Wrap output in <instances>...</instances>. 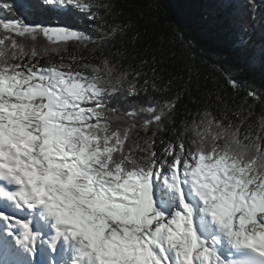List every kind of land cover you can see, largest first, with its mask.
<instances>
[{
  "label": "snow or ice",
  "instance_id": "obj_1",
  "mask_svg": "<svg viewBox=\"0 0 264 264\" xmlns=\"http://www.w3.org/2000/svg\"><path fill=\"white\" fill-rule=\"evenodd\" d=\"M42 4L91 21L112 10ZM132 28L102 31L87 62L59 52L95 44L84 32L0 19V264H264V110L248 99L264 97L210 92L178 127L171 81L153 68L161 98L126 107L149 83L148 61L125 45L138 39Z\"/></svg>",
  "mask_w": 264,
  "mask_h": 264
},
{
  "label": "trees",
  "instance_id": "obj_2",
  "mask_svg": "<svg viewBox=\"0 0 264 264\" xmlns=\"http://www.w3.org/2000/svg\"><path fill=\"white\" fill-rule=\"evenodd\" d=\"M4 2L10 5L8 10L0 5V19L5 21L66 27L93 37L95 44L71 41L59 49L65 55H83L87 62H92L103 45L99 39L102 31L131 23L138 39L134 45L128 41L125 45L130 54L148 61L143 71L149 83L143 85L141 80L140 95L129 99L125 106H147L161 98L152 90L155 68L157 82L171 81L170 95L178 103V127L204 106L210 92L234 98L240 104L249 90L264 97V0H103L112 10H101L94 21L74 8H46L42 0ZM45 46L50 49L46 59L58 60L57 50L41 38V50ZM103 50L108 49L104 46ZM132 62L139 67L138 61ZM228 76L241 85L238 91L229 88ZM248 99L259 115L264 110V100ZM173 135L168 128L158 142Z\"/></svg>",
  "mask_w": 264,
  "mask_h": 264
},
{
  "label": "rangeland",
  "instance_id": "obj_3",
  "mask_svg": "<svg viewBox=\"0 0 264 264\" xmlns=\"http://www.w3.org/2000/svg\"><path fill=\"white\" fill-rule=\"evenodd\" d=\"M5 260H6V258H5Z\"/></svg>",
  "mask_w": 264,
  "mask_h": 264
}]
</instances>
